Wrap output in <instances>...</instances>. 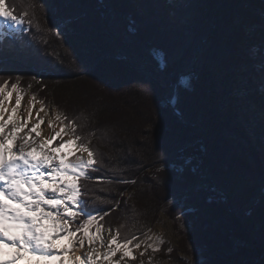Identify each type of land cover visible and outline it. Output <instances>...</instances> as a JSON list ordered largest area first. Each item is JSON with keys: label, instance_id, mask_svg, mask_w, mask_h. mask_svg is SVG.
I'll list each match as a JSON object with an SVG mask.
<instances>
[{"label": "trees", "instance_id": "obj_1", "mask_svg": "<svg viewBox=\"0 0 264 264\" xmlns=\"http://www.w3.org/2000/svg\"><path fill=\"white\" fill-rule=\"evenodd\" d=\"M88 2L101 12L115 5L126 9L144 27L139 39L148 51L164 56L162 68L146 72L164 100L175 87L181 121L173 117L171 151L175 157L195 154L199 163L165 162L178 164L180 171L167 169L160 188L177 201L170 218L190 228L181 235L193 257L200 256V264H264V0H5L18 17L28 15L24 32L0 39V77L9 89L19 77L23 93L44 104L51 100L57 112L81 125L79 134L90 137L103 164L90 173L102 182L83 181L84 211L108 213L100 221L105 229L124 224L123 231L142 239L160 209L146 214V197L135 182L143 166L115 122L116 102L93 89L89 62L75 40ZM62 22L69 29L57 33ZM199 25L222 32L224 42L205 51L213 35L198 34ZM133 56L131 49L124 53L141 68ZM186 76L183 87L179 80ZM161 257L185 264L167 244Z\"/></svg>", "mask_w": 264, "mask_h": 264}, {"label": "snow or ice", "instance_id": "obj_2", "mask_svg": "<svg viewBox=\"0 0 264 264\" xmlns=\"http://www.w3.org/2000/svg\"><path fill=\"white\" fill-rule=\"evenodd\" d=\"M27 15L18 17L0 0V23L22 27ZM0 80V264H128L142 245L141 257L159 251V237L145 232L141 239L123 231L124 224L105 229L100 221L108 213L84 211L83 181L102 182L90 173L103 164L90 137L79 134L81 125L53 109L50 131L42 135L50 116L44 102L33 95L22 114L19 77L11 90L8 80ZM35 104L40 107L33 115Z\"/></svg>", "mask_w": 264, "mask_h": 264}, {"label": "rangeland", "instance_id": "obj_3", "mask_svg": "<svg viewBox=\"0 0 264 264\" xmlns=\"http://www.w3.org/2000/svg\"><path fill=\"white\" fill-rule=\"evenodd\" d=\"M84 8L83 14L77 21L79 25L74 36L89 62L92 73V87L106 100L116 102L117 113L114 119L121 131L118 132L127 139L133 154L136 156V162L143 166L137 173L135 182L139 186L140 196L146 197V205L148 204L146 214L153 215L157 209H160L155 215L151 229L147 232L149 235L159 237L163 241L160 250L152 252L149 249L141 257L139 253L144 250V246L142 245L140 249H134V252H136L134 255H138L135 263L141 264V261H143V264H174L162 260L161 247L167 244L173 250V256L184 260L185 264H200L202 258L198 255L193 257L191 248L184 242L181 235V233L188 234L190 232L189 226L182 224L180 218H170L173 212L170 207L175 205L177 201L171 199L169 192L160 188L167 179L165 178L167 175L164 174L167 169L180 171L178 164L172 163L167 167L164 164L165 162L179 160L183 161V166L189 165L193 160L199 163V159L194 158L195 154H190L191 157L188 158H184L183 154L175 157L171 151L174 148L171 126L176 123L174 119L181 121L172 108L176 92L175 87L172 98L164 100L163 95L158 90L159 87L152 82L150 74L146 72L147 70L162 68L165 64L164 56L160 52L148 51L149 47L144 44L145 41L139 39L143 37L144 30L142 28L144 27L141 23L131 21L128 11L123 7L115 5L111 10L101 12L92 3L88 2ZM68 29V23L62 22L58 26L57 33H63L64 30ZM212 29L210 27L209 31L208 28L206 29L202 25H199L198 28V34L201 33L202 36H209L210 38V34L213 35L211 38L212 43L205 48V51H213L214 48L217 49L221 42H224L223 33L212 31ZM25 30L26 26L24 24L22 27L10 26V28L4 30L0 29V39ZM114 34H117L122 41L117 42L114 39ZM226 43L227 48L231 47L232 49V41L229 40ZM122 46L126 48L123 49ZM127 49H131V53L135 55L133 56L134 62L141 68H135L136 66L131 65L128 58L124 57ZM178 52L182 54V51ZM174 55L173 59H177L179 54L175 52ZM145 56L148 57L150 62L145 60ZM151 61L154 62L151 63ZM179 84L187 87L188 77L180 78ZM130 89L132 90L131 94H126V90L130 91ZM13 96H15V93H13ZM23 97L31 99L32 95L25 92ZM44 105L50 113L49 117H51L52 110L55 109L51 100ZM39 107L40 104H35L33 111L36 112ZM23 112L21 109L22 114ZM40 115L44 114L41 113ZM129 195L130 192L125 194L124 199H127ZM210 199L215 200L216 198L212 197ZM179 208H181V205H179ZM156 225L158 226L156 227L157 232H154Z\"/></svg>", "mask_w": 264, "mask_h": 264}, {"label": "bare ground", "instance_id": "obj_4", "mask_svg": "<svg viewBox=\"0 0 264 264\" xmlns=\"http://www.w3.org/2000/svg\"><path fill=\"white\" fill-rule=\"evenodd\" d=\"M10 24H7V25H5V24H3V23H0V29H5V28H10ZM24 100V102H23V107L21 108L23 111H24V108L27 106V103H28V100L30 99L29 97H25V98H23ZM14 102H15V96H13V98H12V101H11V104L9 105V106H11V105H13L14 104ZM24 113V112H23ZM33 115H35V112L33 111ZM41 116H43V115H41ZM50 117H45L44 118V123H43V125H42V135H46L50 130H48L47 129V120L49 119ZM31 126V125H30ZM65 139H67V137H65ZM85 155V157H86V154H84ZM156 227H158L157 225L155 226V229L153 230L154 232L156 231ZM157 232V231H156ZM104 235L105 236H107V232H105L104 233ZM134 254H136V252H134ZM138 254V253H137ZM137 258H138V255H135ZM115 259V258H114ZM137 260V259H136ZM136 260H134V261H128V264H136L135 262H136ZM21 264H26V262L25 261H22L21 262Z\"/></svg>", "mask_w": 264, "mask_h": 264}, {"label": "water", "instance_id": "obj_5", "mask_svg": "<svg viewBox=\"0 0 264 264\" xmlns=\"http://www.w3.org/2000/svg\"><path fill=\"white\" fill-rule=\"evenodd\" d=\"M175 106H176V92H175V96H174V101H173V106H172V108H173V111L175 112V114L180 118V115H179L178 112H176V110H175ZM180 120H181V118H180Z\"/></svg>", "mask_w": 264, "mask_h": 264}]
</instances>
